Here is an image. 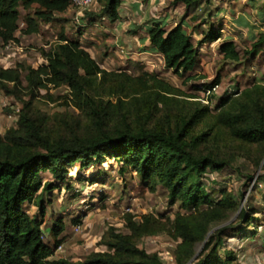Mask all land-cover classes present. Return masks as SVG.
Wrapping results in <instances>:
<instances>
[{"label":"trees","instance_id":"trees-1","mask_svg":"<svg viewBox=\"0 0 264 264\" xmlns=\"http://www.w3.org/2000/svg\"><path fill=\"white\" fill-rule=\"evenodd\" d=\"M121 1L95 0L99 9L86 15L114 22ZM171 2L188 7L198 0ZM20 8L25 11L23 29ZM70 8V0H0V42H18L17 31L38 33L41 24L52 23ZM147 34L150 49L162 56L164 67L178 76L186 74L185 84L197 77L192 73L200 46L220 37V32L209 30L195 44L183 21L173 26L154 22ZM263 43L261 33L248 53L257 54ZM219 52L224 61L240 60L232 39L222 40ZM41 54L45 63L36 68L0 65V91L21 105L16 125L0 133V264H163L159 253L139 246L141 240L161 233L177 242L172 264H239L223 236L234 225L252 223L259 210L237 212L232 191L222 188L214 198L203 178L210 170L228 168L233 149L253 158L254 169L262 163L264 84L235 90L213 110L210 96L219 77L196 86L205 94L201 98L144 68L137 73L107 70L64 28L57 42ZM52 88L67 89L62 97L72 110L49 115L37 107L39 98L51 99ZM233 144V149L222 150ZM109 157L120 163V173L134 170L151 191L158 184L165 187L167 205L178 203L179 209L172 217L125 213L126 232L109 227L101 238L104 250L76 261L53 258L65 221L61 217L53 221L49 230L53 246L46 244L43 195L60 184L69 187V168L76 163L86 169ZM44 174L51 179L44 180ZM30 203L37 206V214L24 208ZM233 213L237 215L231 219Z\"/></svg>","mask_w":264,"mask_h":264},{"label":"rangeland","instance_id":"rangeland-1","mask_svg":"<svg viewBox=\"0 0 264 264\" xmlns=\"http://www.w3.org/2000/svg\"><path fill=\"white\" fill-rule=\"evenodd\" d=\"M171 1H153L147 22H160L162 25L168 23L173 26L183 21L195 44L209 30L213 33L220 32L219 38L206 41L200 46L198 63L192 73L197 77L186 84L183 81L186 74L178 76L172 70L166 69L159 53L152 52L149 55L150 52L144 51V47L131 49L128 45L111 48L115 43V36H111V41L110 34L105 32L115 26L113 22L96 17L90 19L86 15V12H97V2L84 10L71 7L66 13L58 15L52 23L41 24L38 33L25 35L17 31L18 42L9 45L0 42V65L7 68L24 64L36 68L45 63L41 50H49L57 42L60 30L64 28L69 37L78 38L100 66L107 70L122 69L137 73L140 68H144L156 72L178 88L198 94L201 98L205 94L198 92L196 86L210 84L219 77L220 82L213 87V94L210 96V108L213 110L222 97L233 94L235 90L240 91L254 82L264 84V43L257 54L248 53L252 42L259 34H264V0H198L188 7L183 4L172 5ZM20 13L19 28L23 29L25 25L22 15L25 11L20 8ZM90 20L94 24H89ZM130 33L134 34L128 31ZM137 34L140 36L142 33ZM224 39L235 42L240 54L239 61L222 59L219 45ZM49 93L51 99L46 96L39 98L37 107L49 115L72 110L67 104L68 100L62 97L67 94V89L52 88ZM41 94H45V91H41ZM20 106L19 102L0 91L1 134L16 125ZM234 146L229 145V148L224 147L222 150L233 149ZM228 161V168L210 170L208 176L203 178L207 188L214 198L222 188L232 191L238 204L237 212L243 210L247 213L252 209L259 211L254 214L252 223H239L225 232V246L227 250L233 251L239 264H264V155L262 163L256 169L253 158L242 157L234 149ZM119 166L120 163L111 157L105 159L100 166L95 164L86 169H81L79 163H76L69 168V187L60 184L59 188L43 195L46 213L42 229L46 244L53 246L49 235L53 221L57 217L65 221L61 244L55 250L53 258L76 261L82 260L92 251L104 250L101 238L109 227L126 232L123 220L125 213L130 212L137 217L145 213L172 217L179 209L178 203L172 207L167 205L165 187L158 184L151 191L134 170L127 169L120 173ZM250 175L251 179L248 178ZM43 178L51 179L49 174H44ZM24 208L30 215L38 212L34 203L24 205ZM236 213L231 215V219ZM77 219L79 222L76 224ZM217 227H213L212 231ZM176 244L175 240L163 233L139 242V246L146 251L159 253L163 264H172V252ZM201 248L202 244L197 245V252ZM220 254L223 255V249H220Z\"/></svg>","mask_w":264,"mask_h":264},{"label":"crops","instance_id":"crops-1","mask_svg":"<svg viewBox=\"0 0 264 264\" xmlns=\"http://www.w3.org/2000/svg\"><path fill=\"white\" fill-rule=\"evenodd\" d=\"M153 1L156 2V0L121 1V4L118 8L120 18L113 22V25L115 26L111 29H108L110 32H107L108 30L105 32L108 35L110 34V37L113 36V34L115 36L114 41L116 44L114 43L111 48H114V46L123 47L126 45L130 46L131 49L133 47H144V51H149V55L152 54L153 51L150 49V43L147 34V31L152 24L149 21L147 22V20L149 19V11H151L150 4ZM165 17L168 19V16ZM165 25L169 24L166 23ZM128 31L134 34H128ZM137 32L142 34L139 36ZM111 39V41H113V37H111ZM139 48H137V51H139Z\"/></svg>","mask_w":264,"mask_h":264},{"label":"built area","instance_id":"built-area-1","mask_svg":"<svg viewBox=\"0 0 264 264\" xmlns=\"http://www.w3.org/2000/svg\"><path fill=\"white\" fill-rule=\"evenodd\" d=\"M71 1V7H75L78 9H86L88 8L90 5H92L95 0H70Z\"/></svg>","mask_w":264,"mask_h":264}]
</instances>
